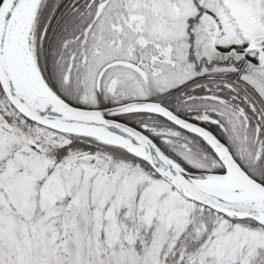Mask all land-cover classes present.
<instances>
[{"label": "snow or ice", "instance_id": "snow-or-ice-1", "mask_svg": "<svg viewBox=\"0 0 264 264\" xmlns=\"http://www.w3.org/2000/svg\"><path fill=\"white\" fill-rule=\"evenodd\" d=\"M0 264H264V0H0Z\"/></svg>", "mask_w": 264, "mask_h": 264}]
</instances>
